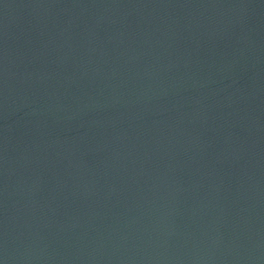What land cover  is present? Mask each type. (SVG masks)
Returning <instances> with one entry per match:
<instances>
[{
    "label": "water",
    "instance_id": "water-1",
    "mask_svg": "<svg viewBox=\"0 0 264 264\" xmlns=\"http://www.w3.org/2000/svg\"><path fill=\"white\" fill-rule=\"evenodd\" d=\"M0 264H264V0H0Z\"/></svg>",
    "mask_w": 264,
    "mask_h": 264
}]
</instances>
